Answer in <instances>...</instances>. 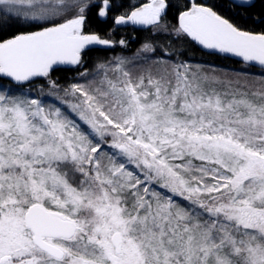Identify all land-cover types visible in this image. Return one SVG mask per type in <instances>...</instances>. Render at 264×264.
Segmentation results:
<instances>
[{"label":"snow or ice","instance_id":"6c2138e0","mask_svg":"<svg viewBox=\"0 0 264 264\" xmlns=\"http://www.w3.org/2000/svg\"><path fill=\"white\" fill-rule=\"evenodd\" d=\"M259 4L0 0V264H264Z\"/></svg>","mask_w":264,"mask_h":264},{"label":"trees","instance_id":"16d2710c","mask_svg":"<svg viewBox=\"0 0 264 264\" xmlns=\"http://www.w3.org/2000/svg\"><path fill=\"white\" fill-rule=\"evenodd\" d=\"M254 3L256 4V7L253 11L259 12L261 10L259 0H255ZM225 10H226V6H225ZM235 18L237 19L238 22H240L245 27L253 26L252 21H251V17L245 16L242 18L240 16H236ZM110 24H111L110 20L107 23H105L101 20L94 18L90 22L89 26L93 30H98L103 34L104 32L107 31ZM146 35H147V33L140 31L138 28H134L133 26H123L116 31L115 38L116 39H119L121 37L126 38L129 41L130 49L132 51H134L136 48H138L140 46V42L144 39V37ZM119 52H120V49L117 48L116 53H119ZM113 54L114 53L111 52L110 50H103V49L97 48V49L93 50L92 52H90L89 56L90 57L111 56ZM188 56H189V58H191L193 60V62L212 63V64L220 65L221 67H228V68H235V69H240L241 67H243L241 64L237 63L234 60L204 54L195 46L190 48V50L188 52ZM249 71L252 73H258L259 71H261V69H259L257 67H254V68L250 67ZM57 75H62V76L67 75L68 77H71L73 75V73H71V72L66 73V74L65 73H57Z\"/></svg>","mask_w":264,"mask_h":264},{"label":"flooded vegetation","instance_id":"af4514ba","mask_svg":"<svg viewBox=\"0 0 264 264\" xmlns=\"http://www.w3.org/2000/svg\"><path fill=\"white\" fill-rule=\"evenodd\" d=\"M200 50V49H199ZM201 51V50H200ZM201 52H203L204 54H208L206 51H201ZM209 55V54H208ZM211 56H213V55H211ZM231 60H233V58H230ZM234 61H236L235 59H234Z\"/></svg>","mask_w":264,"mask_h":264},{"label":"water","instance_id":"95a60500","mask_svg":"<svg viewBox=\"0 0 264 264\" xmlns=\"http://www.w3.org/2000/svg\"><path fill=\"white\" fill-rule=\"evenodd\" d=\"M253 2H255V0H253ZM235 58H233V60H234ZM236 60V59H235ZM257 68H259L258 66H257Z\"/></svg>","mask_w":264,"mask_h":264}]
</instances>
